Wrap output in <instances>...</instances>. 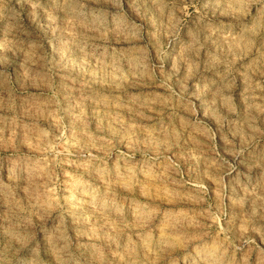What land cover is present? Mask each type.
I'll return each mask as SVG.
<instances>
[{
  "label": "clouds",
  "instance_id": "obj_1",
  "mask_svg": "<svg viewBox=\"0 0 264 264\" xmlns=\"http://www.w3.org/2000/svg\"><path fill=\"white\" fill-rule=\"evenodd\" d=\"M0 264H264V0H0Z\"/></svg>",
  "mask_w": 264,
  "mask_h": 264
}]
</instances>
